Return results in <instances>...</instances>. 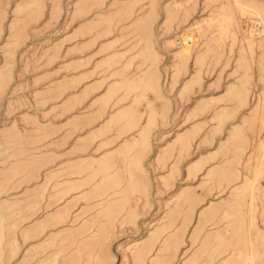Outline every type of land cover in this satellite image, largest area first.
I'll use <instances>...</instances> for the list:
<instances>
[{"label": "rangeland", "instance_id": "374dc122", "mask_svg": "<svg viewBox=\"0 0 264 264\" xmlns=\"http://www.w3.org/2000/svg\"><path fill=\"white\" fill-rule=\"evenodd\" d=\"M0 264H264V0H0Z\"/></svg>", "mask_w": 264, "mask_h": 264}, {"label": "bare ground", "instance_id": "6f19581e", "mask_svg": "<svg viewBox=\"0 0 264 264\" xmlns=\"http://www.w3.org/2000/svg\"><path fill=\"white\" fill-rule=\"evenodd\" d=\"M190 42V40L188 41V40H184V44H188ZM187 51H188V49H187Z\"/></svg>", "mask_w": 264, "mask_h": 264}]
</instances>
